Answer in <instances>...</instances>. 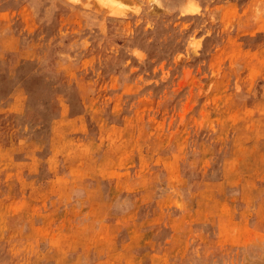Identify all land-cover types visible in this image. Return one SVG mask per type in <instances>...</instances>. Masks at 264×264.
Here are the masks:
<instances>
[{
  "label": "rangeland",
  "instance_id": "obj_1",
  "mask_svg": "<svg viewBox=\"0 0 264 264\" xmlns=\"http://www.w3.org/2000/svg\"><path fill=\"white\" fill-rule=\"evenodd\" d=\"M0 264H264V0H0Z\"/></svg>",
  "mask_w": 264,
  "mask_h": 264
}]
</instances>
